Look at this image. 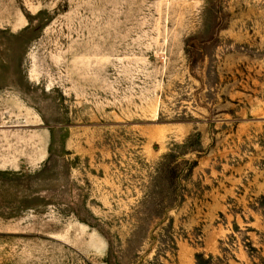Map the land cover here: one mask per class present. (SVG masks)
I'll return each instance as SVG.
<instances>
[{"label": "rangeland", "instance_id": "1", "mask_svg": "<svg viewBox=\"0 0 264 264\" xmlns=\"http://www.w3.org/2000/svg\"><path fill=\"white\" fill-rule=\"evenodd\" d=\"M0 264H264V0H0Z\"/></svg>", "mask_w": 264, "mask_h": 264}]
</instances>
